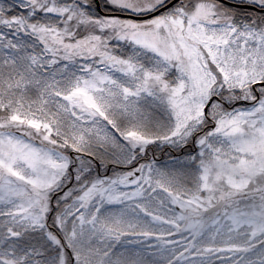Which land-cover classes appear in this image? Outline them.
Masks as SVG:
<instances>
[{
  "label": "snow or ice",
  "instance_id": "obj_1",
  "mask_svg": "<svg viewBox=\"0 0 264 264\" xmlns=\"http://www.w3.org/2000/svg\"><path fill=\"white\" fill-rule=\"evenodd\" d=\"M0 264H264V0H0Z\"/></svg>",
  "mask_w": 264,
  "mask_h": 264
}]
</instances>
